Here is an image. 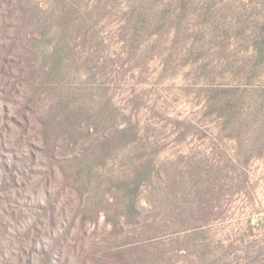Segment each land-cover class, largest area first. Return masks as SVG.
Wrapping results in <instances>:
<instances>
[{
    "label": "rangeland",
    "instance_id": "obj_1",
    "mask_svg": "<svg viewBox=\"0 0 264 264\" xmlns=\"http://www.w3.org/2000/svg\"><path fill=\"white\" fill-rule=\"evenodd\" d=\"M88 126L139 136L77 179ZM142 157L205 182L140 193L208 220L187 264H264V0H0V264H108L99 208Z\"/></svg>",
    "mask_w": 264,
    "mask_h": 264
},
{
    "label": "trees",
    "instance_id": "obj_2",
    "mask_svg": "<svg viewBox=\"0 0 264 264\" xmlns=\"http://www.w3.org/2000/svg\"><path fill=\"white\" fill-rule=\"evenodd\" d=\"M60 119L70 136L77 135L75 126L80 119V113L73 109L69 102L64 104ZM106 129L100 130L98 126L87 127V133L92 136V141L70 161V166L76 171L75 178H81L83 173H91L95 165L106 158V155L125 151L127 146L137 142L139 136L133 127ZM200 174L204 176L203 173ZM186 175H188L187 178ZM193 175L191 171L182 172L180 176L175 172L171 176L168 174L165 180L161 170L156 168L152 160H145V157L133 162L125 171L113 173L111 180L116 184L114 192L109 200H104L97 213L105 217L106 223L111 226L116 235L127 234V240L103 252L106 263L181 264L189 262L192 247L190 242L193 236L203 232L208 223L206 218H184L193 212L194 206L188 197L190 194H185L187 196L183 197V201H180L177 196H169L173 195L172 193L163 196L161 200H156L155 211L158 213L153 218H149L145 217L143 208L140 206V193L144 185L150 188L159 186L163 189L164 185L168 184L174 189L178 188L176 185H186L184 182L187 183L190 179L194 184L205 183L194 180ZM203 198L207 200L206 194ZM202 207H204L202 211L209 208L204 203L198 208ZM160 215L163 218H160ZM91 221H96V218ZM185 258L188 260H184Z\"/></svg>",
    "mask_w": 264,
    "mask_h": 264
}]
</instances>
